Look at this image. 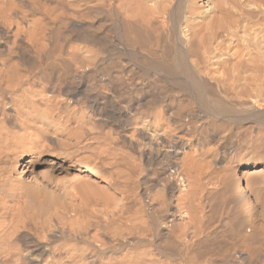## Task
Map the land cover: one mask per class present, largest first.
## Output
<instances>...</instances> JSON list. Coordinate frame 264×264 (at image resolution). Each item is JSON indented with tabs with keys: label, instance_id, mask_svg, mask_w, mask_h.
Returning <instances> with one entry per match:
<instances>
[{
	"label": "bare ground",
	"instance_id": "obj_1",
	"mask_svg": "<svg viewBox=\"0 0 264 264\" xmlns=\"http://www.w3.org/2000/svg\"><path fill=\"white\" fill-rule=\"evenodd\" d=\"M0 264H264V0H0Z\"/></svg>",
	"mask_w": 264,
	"mask_h": 264
},
{
	"label": "rangeland",
	"instance_id": "obj_2",
	"mask_svg": "<svg viewBox=\"0 0 264 264\" xmlns=\"http://www.w3.org/2000/svg\"><path fill=\"white\" fill-rule=\"evenodd\" d=\"M100 16L101 15H99L98 17L100 18ZM98 17H94V19L95 18H97L98 19ZM97 19H95V20H97ZM218 223V217L217 216H214L213 218H212V221L210 222V224L212 225V226H214L215 224H217ZM229 248V247H228ZM229 251H231V253H233L234 252V249H232V250H228V252ZM215 252H217V251H215ZM208 254H211V253H208ZM215 253H213V255H214ZM212 255V254H211ZM216 255H218V253L216 254ZM218 256H220V255H218Z\"/></svg>",
	"mask_w": 264,
	"mask_h": 264
}]
</instances>
